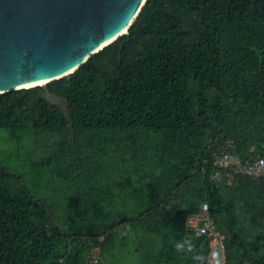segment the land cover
Returning a JSON list of instances; mask_svg holds the SVG:
<instances>
[{"label": "trees", "instance_id": "16d2710c", "mask_svg": "<svg viewBox=\"0 0 264 264\" xmlns=\"http://www.w3.org/2000/svg\"><path fill=\"white\" fill-rule=\"evenodd\" d=\"M47 88L64 107L40 87L0 94L7 143L62 197L0 162V264H118L121 228L154 237L136 244L140 264H208L209 237L186 226L204 203L224 264H264V175L211 179L228 141L241 160L264 156V0H147Z\"/></svg>", "mask_w": 264, "mask_h": 264}, {"label": "water", "instance_id": "95a60500", "mask_svg": "<svg viewBox=\"0 0 264 264\" xmlns=\"http://www.w3.org/2000/svg\"><path fill=\"white\" fill-rule=\"evenodd\" d=\"M146 1L0 0V94L40 87L60 105L47 84L126 35Z\"/></svg>", "mask_w": 264, "mask_h": 264}, {"label": "built area", "instance_id": "2783aa9c", "mask_svg": "<svg viewBox=\"0 0 264 264\" xmlns=\"http://www.w3.org/2000/svg\"><path fill=\"white\" fill-rule=\"evenodd\" d=\"M212 163L217 172L211 177L214 181L226 178L230 182L235 175L259 178L264 175V156L241 160L235 153V144L228 141L212 151ZM186 226L196 236L209 237L208 264H224V236L213 230L207 203L196 213L186 216Z\"/></svg>", "mask_w": 264, "mask_h": 264}, {"label": "rangeland", "instance_id": "374dc122", "mask_svg": "<svg viewBox=\"0 0 264 264\" xmlns=\"http://www.w3.org/2000/svg\"><path fill=\"white\" fill-rule=\"evenodd\" d=\"M60 106L64 107V103L61 101ZM5 137V133L0 130V162L1 165L7 168L9 171L18 173L25 178H27L28 185L30 184H36L37 187L39 186V190L42 195L49 196L50 198L55 199L56 202H60V189L57 190L54 188V185L52 182H49V179L46 175V171L43 170L41 175L38 174L37 170H30L28 166L29 156L25 152H16L15 148L11 145V143H7ZM39 175V176H38ZM225 180L220 179L218 182H224ZM228 183V182H227ZM137 198V196H136ZM67 212V211H64ZM69 215V214H68ZM68 215L61 213V219L64 220V224L69 225L71 223L68 220ZM69 222V223H68ZM119 233L121 235L129 236L130 242L129 245L126 247V249H119V251L114 250L113 255L110 257H113L115 254V262L118 264H140L141 262V256L136 255L134 250L137 243H143L145 245H150L153 242H155L154 237L148 236L146 238L137 239L134 232L131 231L129 228H121ZM158 248V247H157ZM155 247L154 249L157 250ZM108 256V257H109ZM99 259V253L98 250H95L92 254V263L95 262V260ZM109 264V263H108Z\"/></svg>", "mask_w": 264, "mask_h": 264}, {"label": "bare ground", "instance_id": "6f19581e", "mask_svg": "<svg viewBox=\"0 0 264 264\" xmlns=\"http://www.w3.org/2000/svg\"><path fill=\"white\" fill-rule=\"evenodd\" d=\"M41 85L43 84V83H40ZM31 86V85H30ZM26 87H28V86H26Z\"/></svg>", "mask_w": 264, "mask_h": 264}]
</instances>
